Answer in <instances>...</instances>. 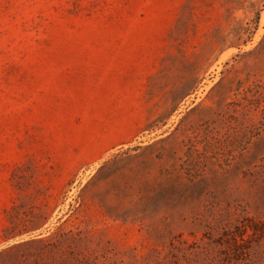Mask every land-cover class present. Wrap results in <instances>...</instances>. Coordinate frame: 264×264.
<instances>
[{
    "label": "rangeland",
    "instance_id": "374dc122",
    "mask_svg": "<svg viewBox=\"0 0 264 264\" xmlns=\"http://www.w3.org/2000/svg\"><path fill=\"white\" fill-rule=\"evenodd\" d=\"M0 264H264V0H0Z\"/></svg>",
    "mask_w": 264,
    "mask_h": 264
}]
</instances>
